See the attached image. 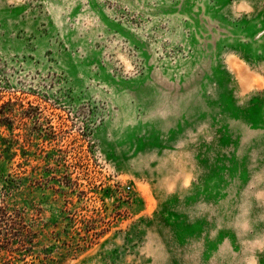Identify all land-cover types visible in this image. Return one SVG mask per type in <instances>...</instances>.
<instances>
[{"label":"rangeland","instance_id":"obj_1","mask_svg":"<svg viewBox=\"0 0 264 264\" xmlns=\"http://www.w3.org/2000/svg\"><path fill=\"white\" fill-rule=\"evenodd\" d=\"M3 119L19 264H264V0H0Z\"/></svg>","mask_w":264,"mask_h":264},{"label":"trees","instance_id":"obj_2","mask_svg":"<svg viewBox=\"0 0 264 264\" xmlns=\"http://www.w3.org/2000/svg\"><path fill=\"white\" fill-rule=\"evenodd\" d=\"M4 105L8 108L11 104ZM10 109V108H9ZM8 131V140H0L16 143L19 136L13 134V121L0 120V128ZM12 181H10L11 183ZM12 189L11 187H7ZM7 192L0 193V200L6 198ZM36 232L25 223L24 214L18 209H9V206L0 205V264H19L29 256L35 244Z\"/></svg>","mask_w":264,"mask_h":264}]
</instances>
